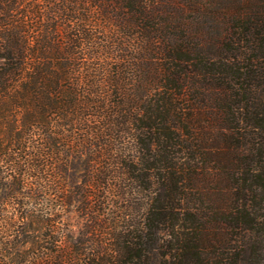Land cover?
I'll return each instance as SVG.
<instances>
[{
	"label": "trees",
	"instance_id": "obj_1",
	"mask_svg": "<svg viewBox=\"0 0 264 264\" xmlns=\"http://www.w3.org/2000/svg\"><path fill=\"white\" fill-rule=\"evenodd\" d=\"M0 264H264V0H0Z\"/></svg>",
	"mask_w": 264,
	"mask_h": 264
},
{
	"label": "rangeland",
	"instance_id": "obj_2",
	"mask_svg": "<svg viewBox=\"0 0 264 264\" xmlns=\"http://www.w3.org/2000/svg\"><path fill=\"white\" fill-rule=\"evenodd\" d=\"M6 207H7V209L8 210H14L15 212H18V214L20 213V211L21 210H23L22 209V207H23V205H21V204H19L18 205V203L16 202V203H13V202H11V203H8L7 205H6ZM63 219L65 220V221H68L71 225H72V228H75L76 227V223H77V221H78V219L76 218V216H75V214H73V213H67V215H64L63 216ZM5 229H7L8 230V226L6 227V228H4V230ZM10 231V230H9ZM8 231V232H9ZM6 234V233H5Z\"/></svg>",
	"mask_w": 264,
	"mask_h": 264
}]
</instances>
